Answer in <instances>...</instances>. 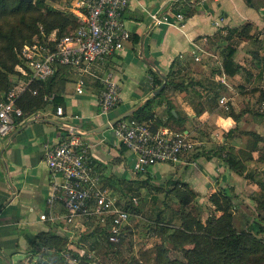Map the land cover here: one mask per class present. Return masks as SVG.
I'll return each instance as SVG.
<instances>
[{
	"label": "crops",
	"instance_id": "1",
	"mask_svg": "<svg viewBox=\"0 0 264 264\" xmlns=\"http://www.w3.org/2000/svg\"><path fill=\"white\" fill-rule=\"evenodd\" d=\"M156 11L170 17L175 12H181L186 22L182 27L154 25L149 14ZM125 22L132 32V42L106 64V68L114 73L121 85V101L116 109L107 116L100 115L101 85L88 80L83 94H78L73 74L68 70L62 71L56 77L54 94L58 101L61 100L58 107L63 108L64 115L57 116L54 104L50 103L38 111L39 119L17 120L14 131L0 138V264H15L16 260L17 264L40 261L38 256L41 253H55V249L42 243L51 238L62 241L64 249L60 257L63 259L65 254L73 250L82 255L85 250L79 249L74 240L91 232L93 224L81 218L68 223L62 204L52 208L47 205L51 186L60 182L62 176L52 173L45 163L46 146L59 145L72 133L78 135L90 146L89 154L101 177L102 189L108 193L119 188V185L128 186L129 189L130 184L141 179L133 172L132 156L121 148L111 128L102 132L98 130L115 118L133 114L166 85V76L180 70L187 62L200 63L203 57L210 55L213 43L228 44L227 38H219L221 35L225 37L243 29H250L257 35L260 31L264 34V0H223L205 4H199L196 0H132L125 14ZM242 40L240 46H234L238 49L235 60L241 66L240 71L235 76H228L222 62V72L217 75V79L228 88L227 99L239 118L238 123L231 115L211 108L208 100H197L199 104L195 105L187 99L183 101L181 92L170 98L166 94L163 104L155 107L157 117L163 119L165 109L172 104L173 112L180 113L185 119V133L193 139L195 135L203 133L197 132V127L208 125V130L213 136L217 135V140H210L204 132V141L200 145L206 147L205 152L225 142L223 135L231 129L237 125L242 129L245 120L257 116L252 109L243 110L238 99L243 98L240 92H245L249 87L260 89V94L264 93V85L259 88L256 84H249L244 89L242 85L246 86V83L241 76L244 67L253 74L252 80L257 79L258 82L261 71L264 76V51L256 47V44L264 46V38L262 36L253 40L244 37ZM241 47L248 48L246 56L251 57V60L254 58L252 48L260 53L259 58L247 65L244 59L238 57ZM196 56L200 61L195 60ZM156 78L164 81L161 88H158ZM234 85H240V88L237 90ZM261 105H264V101ZM257 133L264 137L263 133ZM220 159L201 157L195 163V170L189 169L192 165L177 168L186 169L185 172L191 174L190 181L196 192L203 193L205 189L216 192L218 187L227 183L233 186L231 181L236 184L238 181V174L230 172ZM176 171L174 168L172 173L176 174ZM43 215L46 216L45 220L41 219ZM48 264L56 263L50 261Z\"/></svg>",
	"mask_w": 264,
	"mask_h": 264
},
{
	"label": "built area",
	"instance_id": "2",
	"mask_svg": "<svg viewBox=\"0 0 264 264\" xmlns=\"http://www.w3.org/2000/svg\"><path fill=\"white\" fill-rule=\"evenodd\" d=\"M196 1L205 4L223 0ZM131 2L61 0L57 5L52 4L64 14L76 18L78 28L71 34L57 37L55 32L48 34L41 27L31 41L23 44L20 51L23 66L12 77L8 90L0 96V138L14 131L17 120L40 118L38 112L25 116L17 102L26 91L36 95L38 91L31 89L32 84L50 81L61 68H66L75 77L78 94H83L88 80L101 85L100 115L107 116L117 108L121 101V85L114 73L106 68V64L132 42V32L125 22V14ZM149 15L157 26L182 27L186 22L181 12H175L172 17L158 11ZM195 60L200 61L197 56ZM53 98L54 95L47 100L52 101ZM219 106L227 111L230 109L227 97L219 99ZM56 115H64L62 107L56 108ZM111 129L115 139L132 156L133 172L137 175H152L153 168L160 164L195 166L196 161H191V157L200 144L186 133H178L169 128L153 130L149 124L134 119H123L112 125ZM89 149L90 146L74 133L59 145L46 146L45 163L52 173L62 176L60 182L51 186L46 203L51 208L62 204L68 223L81 218L96 221L102 228L108 227L109 243L118 244L130 212L127 206L119 205L114 197L102 189L101 177ZM45 218V215L41 216V219Z\"/></svg>",
	"mask_w": 264,
	"mask_h": 264
},
{
	"label": "rangeland",
	"instance_id": "3",
	"mask_svg": "<svg viewBox=\"0 0 264 264\" xmlns=\"http://www.w3.org/2000/svg\"><path fill=\"white\" fill-rule=\"evenodd\" d=\"M60 2L61 0H49L47 7L42 9L44 15H48L45 10L64 14L58 9L59 7L52 5H57ZM32 7L38 8L37 0L34 1ZM19 21L20 17L15 22L17 27L21 25ZM41 27H39V31ZM27 32L25 30V34ZM239 32L225 35V37L221 35L219 38H227L229 43H213L211 54L203 57L200 63L187 62L180 70L173 71L174 75L173 73L171 75L175 80L173 86L177 85V90L187 89L186 92H181L183 95L180 96L184 99L183 101L186 102L187 99L189 103L195 105L199 104L197 100L203 101L205 99V101L208 100L211 108L219 109L222 113L229 114L230 111H233L231 107L227 111L219 106V99L223 96L228 97V88L225 83L217 79V75L222 72L221 65L228 47L240 46L242 39L246 37L240 35ZM243 32H248V38L253 40L262 36L264 38L261 31L259 35H257V32L252 33L250 29H245ZM219 43L221 44L219 45ZM256 47L257 50L264 51V46L256 44ZM241 48L238 57L244 59L247 65L251 61L253 62L255 58H259L260 53L254 51L253 48L251 50L252 56H254L252 60L251 57L246 56V53L249 52L248 48ZM2 56L3 60L9 62L8 54L4 53ZM244 70L241 75L246 83V86L242 85L244 89L249 84L251 86L256 84L255 86L258 85L259 88L263 87L264 76L262 71L257 82V79L252 80L253 74L251 75L250 71H247V67H244ZM10 78L12 79V77ZM236 83L239 84V80ZM234 87L238 90L240 85H234ZM177 90L172 86L169 87L167 98L176 93L180 94ZM258 90L260 89L249 87L245 92H240L243 97L238 99L241 108L243 110L252 109V112L261 115H257L255 119L245 120L242 129H239L240 125L238 126L235 133L236 137L230 139L234 146L232 147L234 154H237L239 150L245 152L239 155L244 170H242V175H238L237 184L230 180L234 184L233 186L227 183L221 187L228 196L227 199L222 197L221 199L227 204V213L231 216L229 224L231 228L239 235H252L264 245V143L259 145L260 150L254 152L253 159L249 160L246 152L251 148L249 146L251 137L243 134L255 130L264 134L262 130V128L264 129V105H261L264 93L260 94L261 92ZM262 92H264V89ZM247 98L250 100L246 101ZM167 110L165 109L163 114L164 118H161L164 121L168 120ZM182 113L185 112L182 111ZM168 123L174 130H180V127L172 121ZM208 128L209 126L206 125L205 127V124L197 127V132L203 131V133H200L199 136L195 135L196 137L192 139L200 144L201 141H204L206 133L210 140H217V135L213 136ZM217 147L216 144L213 149ZM205 148L204 145H200L196 152H205L207 150ZM220 160L225 164L224 160ZM174 168L179 172L176 171V174H173ZM195 168V166L189 167L193 170ZM185 171L186 169L181 170L176 166L160 164L151 171V178L147 177L146 174H140L141 179L130 184L129 189H127L128 186L119 185V188L109 192L119 205L129 206L130 217L123 228L120 243H109L106 229L98 226L96 221H92V233H86L80 239L74 240L79 249L85 250L82 255L73 250L69 254H65L63 260H60L59 257L55 256V253L44 252L38 256L40 261L35 263L30 260L28 264H41L42 262V264H48L50 261L56 264H164L166 258L185 260L186 252L191 250L194 244L185 238L184 231L187 232L192 227L196 232L197 224L208 225L210 220L220 218L223 215V212L216 210L211 202L210 197L214 192L210 189H205L203 193L196 192L195 186L190 181L191 174ZM187 189L193 191L196 197L189 205L185 206L181 204L178 192ZM262 229L263 231H261ZM60 258L62 259V257ZM260 258L262 257H249L243 260L241 264H263V261H258ZM17 263L18 260L15 261V264Z\"/></svg>",
	"mask_w": 264,
	"mask_h": 264
},
{
	"label": "trees",
	"instance_id": "4",
	"mask_svg": "<svg viewBox=\"0 0 264 264\" xmlns=\"http://www.w3.org/2000/svg\"><path fill=\"white\" fill-rule=\"evenodd\" d=\"M47 2L48 0H37L38 8H33V4H26L19 0H0V96L8 90L11 84L10 77L20 72L23 66V62L20 58L21 48L25 42L31 41L39 33V27L42 26L48 34L55 32L57 37L71 34L77 30L79 24L76 18L61 13H54L49 10H45L48 15H44L42 9L47 7ZM19 17V24L21 25L17 27V23L15 24V22ZM39 21L41 23H38ZM25 30L28 31L26 34ZM243 30L239 32L240 35H245L248 38V32H243ZM236 51V48L228 47V51L224 56L223 65L225 73L228 76H235L241 68L235 60ZM4 53L8 54L9 62L3 60L2 55ZM62 71L66 72L67 70L66 68H61L57 75ZM57 75L46 83L35 82L32 84L31 89L38 91L36 95H34L32 91H26L22 94L17 105L23 110L25 116H30L44 109L45 106L50 103L54 104L55 108L58 107L61 100L58 101L57 95L54 94ZM171 75L172 74L166 76V85L157 95L148 99L126 119L145 122L149 124L153 130L169 128L178 133H185V119L180 113L176 111L173 112L174 107L172 104L167 106V121L158 118L155 112V107L163 104L169 87L172 86L177 90L178 86H173V83H175L173 81L175 80ZM155 82L158 88H161L164 84V81L160 78H156ZM186 90L187 89L177 91L186 92ZM52 95H54L53 100H47V98ZM262 101H264V98H262ZM256 114L261 115L259 113ZM229 115H231L237 123L239 122L238 116L233 111H230ZM169 121L177 124L180 130L176 131L171 128L168 123ZM237 130L238 125L225 134V142L220 144L216 149L207 152L198 151L192 155L191 161H197L201 157H205L208 160L221 158L225 162V167L230 172L242 175V170H244V168L239 159V155L244 151L239 150L237 154H234L232 148L234 146L230 141V139L236 137L235 133ZM243 134L251 137L249 144L251 148L246 153L247 159L252 160L253 153L258 152L260 150L259 145L264 143V137L255 131ZM120 146L123 150L127 151L123 145ZM151 176L150 173L147 174V177L151 178ZM178 196L181 204L185 206L189 205L196 197L195 193L189 189L179 191ZM221 197L223 199L228 198L221 187H218L216 192L210 197L216 210L223 212L220 218L210 220L208 225L205 226L197 224L196 232L192 227L189 231H184L185 238L189 240L190 243L194 244V247L186 252L185 260H170L166 258L164 264H241L243 260L254 256L262 257L258 259V261H263L264 264L263 243L250 234L239 235L231 228L229 225L231 216L227 213V204L224 203ZM127 208L129 210V206H127ZM104 229H106L105 232H108V227ZM261 231H263V229ZM42 243L48 248L55 249V256L63 260V257L62 259L60 258V253L64 249L61 240L51 238L48 241L44 240Z\"/></svg>",
	"mask_w": 264,
	"mask_h": 264
},
{
	"label": "water",
	"instance_id": "5",
	"mask_svg": "<svg viewBox=\"0 0 264 264\" xmlns=\"http://www.w3.org/2000/svg\"><path fill=\"white\" fill-rule=\"evenodd\" d=\"M19 1L20 2H23V3H26V4H33L35 0H19ZM163 87H164V85H163ZM161 89H159L158 91H156L155 92V95H157L160 92ZM128 116L129 115H123V116H120L118 118H115L114 120H111L108 124H106L104 127L100 128V130H98V131L99 132L105 131V130L111 128L112 125L118 123L119 121H121L123 119H126Z\"/></svg>",
	"mask_w": 264,
	"mask_h": 264
}]
</instances>
